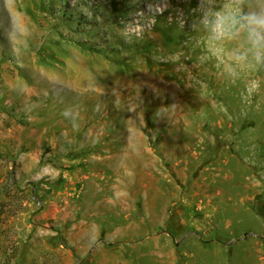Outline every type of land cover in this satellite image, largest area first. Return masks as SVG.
<instances>
[{"label":"rangeland","instance_id":"obj_1","mask_svg":"<svg viewBox=\"0 0 264 264\" xmlns=\"http://www.w3.org/2000/svg\"><path fill=\"white\" fill-rule=\"evenodd\" d=\"M198 2L0 0V264H264V83Z\"/></svg>","mask_w":264,"mask_h":264},{"label":"clouds","instance_id":"obj_2","mask_svg":"<svg viewBox=\"0 0 264 264\" xmlns=\"http://www.w3.org/2000/svg\"><path fill=\"white\" fill-rule=\"evenodd\" d=\"M192 12L201 54L233 82L243 79L248 96L256 94L264 83L257 79L264 71V0H199Z\"/></svg>","mask_w":264,"mask_h":264},{"label":"crops","instance_id":"obj_3","mask_svg":"<svg viewBox=\"0 0 264 264\" xmlns=\"http://www.w3.org/2000/svg\"><path fill=\"white\" fill-rule=\"evenodd\" d=\"M262 208H264V206H263ZM258 210H259V212L264 216V209L261 210V209H260V206H258Z\"/></svg>","mask_w":264,"mask_h":264},{"label":"bare ground","instance_id":"obj_4","mask_svg":"<svg viewBox=\"0 0 264 264\" xmlns=\"http://www.w3.org/2000/svg\"><path fill=\"white\" fill-rule=\"evenodd\" d=\"M73 70H75V68H74ZM79 71H80V70H79ZM71 74H72V73H71ZM73 74H74V73H73ZM73 74H72V75H73ZM68 76H69V75H68ZM73 76H74V75H73ZM85 76H86V75H85ZM79 77H80V76H79ZM88 82H89V81H88ZM90 82H91V81H90ZM90 82H89V83H90ZM84 84H85V83H84ZM87 86H88V85H87ZM120 87H122V86L120 85ZM118 88H119V87L116 86V90H117ZM127 88H128V86H127ZM122 89H123V88H122ZM119 90H120V89H119ZM119 90H117V91H119Z\"/></svg>","mask_w":264,"mask_h":264}]
</instances>
